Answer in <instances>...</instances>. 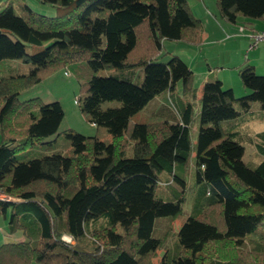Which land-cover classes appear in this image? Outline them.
Returning <instances> with one entry per match:
<instances>
[{
	"label": "trees",
	"instance_id": "obj_1",
	"mask_svg": "<svg viewBox=\"0 0 264 264\" xmlns=\"http://www.w3.org/2000/svg\"><path fill=\"white\" fill-rule=\"evenodd\" d=\"M41 2L56 16L28 5L18 16L13 0H0V62L19 59L29 66L28 72L0 76V187L14 198L0 201V214L9 211V232L24 237L0 245V264H264V130L250 140L262 155L251 168L242 160L244 147L222 126L253 103L264 110V75L241 64L237 73L249 92L239 98L218 79L203 84L195 142L201 188L177 243L153 263L166 242V233L153 236L155 219L182 215L195 104L192 70L175 54L167 62L157 57L164 40L200 46L201 22L187 0ZM215 2L216 15L231 24L239 16H264V0ZM83 64L93 73L120 71L78 79L81 112L107 130L110 142L73 129L58 133V101L18 98L56 71ZM135 69L138 83L124 73ZM178 83L182 96L176 100ZM157 95L164 110L174 109L175 121L132 123ZM110 101L119 106L103 109ZM60 135L69 153H43L39 146H53ZM159 183L168 200L155 197Z\"/></svg>",
	"mask_w": 264,
	"mask_h": 264
},
{
	"label": "rangeland",
	"instance_id": "obj_2",
	"mask_svg": "<svg viewBox=\"0 0 264 264\" xmlns=\"http://www.w3.org/2000/svg\"><path fill=\"white\" fill-rule=\"evenodd\" d=\"M196 1L197 0H187V3L189 8L191 7L193 12L197 15L198 13L196 11V7L194 6ZM204 2L211 12L213 11L217 14L215 0H204ZM25 5H28L34 11L46 16H56L55 9L49 4L42 3L41 0H13L15 14L18 16H25ZM242 18L246 21L249 20L239 16L237 23L231 24L223 19L221 20L220 18L219 21L225 27L227 34H232L231 37H228V40H224L223 42L219 41L218 44L213 41L212 44V42H210L211 40L206 39L203 40L201 46H190L184 42L176 40H164L161 54L157 57V61L167 62L171 56L175 54L183 62H185L187 66L191 67L193 72L192 86L194 89L192 92L194 93L195 104L193 107L194 117L191 127V154L185 173L186 186L184 201L181 205L182 215L179 219L174 220H170L168 217H157L155 219L153 236L156 237L158 234L166 233V242L163 248L158 251L157 257L153 259V263L160 259L161 254L165 249H172L177 243L176 233L182 222L192 213L194 201L196 200L198 191L201 188L200 183L196 181L195 142L199 128V118L197 117V113L200 108L203 84L209 80H220V78H222L225 86L234 87L235 91H233V93L236 98L242 97L249 92L248 89L242 86L237 69L254 49L261 48L264 45V41H259L258 45L251 50L248 49V45L251 40L248 44H243V42H241L242 38L241 34L238 33V27L240 25L246 26L243 22H241ZM241 45H244V54H246L243 57H241ZM222 66L227 67L222 68ZM28 70L29 66L19 59H5L0 62V76L20 74L28 72ZM209 70L213 73L210 77L207 76ZM256 72H260L258 75H264V70L262 69ZM124 73L125 75L130 76L133 82H140V70L135 69L133 72ZM92 74L97 76H109L120 74V71L115 69H102L93 73L88 69V67H86L85 64L80 65L78 69L67 70L62 68L46 77L41 82L21 92L18 98L20 101H24L30 98L39 97L45 103L58 101L63 110V118L59 124L58 133H62L68 129H73L84 136H97L101 141L110 142L111 136L107 130L103 127H96L90 124L77 104V98L80 95L78 79L82 77H90ZM173 96H182L180 83L176 85V88L173 91ZM177 97L176 100H178ZM187 97L191 100L192 94H187ZM117 106H119L117 101L104 102L102 104L103 109ZM164 109L165 105L162 103L160 96L157 95L132 118V123H149L156 120L158 117L160 120H168L170 122L175 121L173 112L174 109L167 111ZM171 113H173V115ZM222 126L224 128L229 127L231 129L230 131L234 133L233 139L240 142V144L244 147L242 157L243 162L246 163L248 167L254 168L262 160V155L257 151L256 147L250 140L254 134L264 129V110L259 107L258 103H253L248 112L243 113L234 120L222 122ZM55 137V135L51 136L45 139L44 142L50 141ZM56 139L57 140L53 146L45 145L39 146V148L45 154L69 153L70 145L68 140H66L63 135H60ZM131 145V140L125 137L126 156L131 155ZM170 184L174 188H179V185L173 181H171ZM166 195L164 186L159 183L155 190V197L162 200H168ZM8 218L9 211H7L6 216L0 214V245L5 242H14L24 239L21 231L17 230L12 233L9 232ZM61 238L64 241L71 242L70 237L67 235H62Z\"/></svg>",
	"mask_w": 264,
	"mask_h": 264
},
{
	"label": "crops",
	"instance_id": "obj_3",
	"mask_svg": "<svg viewBox=\"0 0 264 264\" xmlns=\"http://www.w3.org/2000/svg\"><path fill=\"white\" fill-rule=\"evenodd\" d=\"M194 6L196 7V11L198 14L196 15L193 12V10L191 9V7H190V10L193 13V15L195 17H197L201 22L202 29H203V40H206V39L211 40L210 42H212V44H213V41H214V43L218 44L219 41L223 42L224 40H228L229 39L228 37H231L232 34H227L225 27L219 21L220 18L216 15L215 12H213V11L211 12L207 8L204 0H197L196 3L194 4ZM241 22H243L246 25V26H244V29L242 32L238 31V33L241 34V38H242L241 42H243V44H245V43L248 44L250 42V40H251L250 35L252 33L264 31V16H263V18H260V19L248 20V21H246L242 18ZM240 26H243V25H240ZM245 55L246 54H244V45H241V57H243ZM245 61L247 63L253 65L255 71H260L261 69L264 70V45L261 48L254 49L253 52L249 56H247ZM243 63H241V64H243ZM226 67L227 66H222V68H226ZM189 68L191 69V67H189ZM256 73L259 74L260 72H256ZM212 74L213 73L209 70V72L207 73V76L210 77ZM220 81L222 82L223 88H231V89H233V91H235L234 87L225 86L222 78H220ZM63 235H67V234H63ZM68 237H70V236H68ZM70 240H71V238H70ZM71 242H72V240H71Z\"/></svg>",
	"mask_w": 264,
	"mask_h": 264
},
{
	"label": "built area",
	"instance_id": "obj_4",
	"mask_svg": "<svg viewBox=\"0 0 264 264\" xmlns=\"http://www.w3.org/2000/svg\"><path fill=\"white\" fill-rule=\"evenodd\" d=\"M243 29H244V26H239L238 31L242 32ZM250 39H251V42L248 45L249 50L254 49L258 45L259 41H264V32L252 33L250 35ZM13 199H14L13 197L7 195L3 191V189L0 187V201L13 200ZM66 242H69V241H66Z\"/></svg>",
	"mask_w": 264,
	"mask_h": 264
}]
</instances>
